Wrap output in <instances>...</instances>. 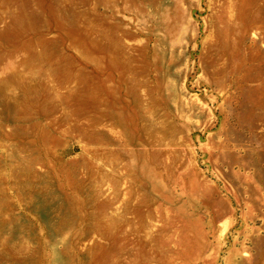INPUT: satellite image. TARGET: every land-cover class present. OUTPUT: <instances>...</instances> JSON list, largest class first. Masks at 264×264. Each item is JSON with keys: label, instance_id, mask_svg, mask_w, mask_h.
<instances>
[{"label": "rangeland", "instance_id": "rangeland-1", "mask_svg": "<svg viewBox=\"0 0 264 264\" xmlns=\"http://www.w3.org/2000/svg\"><path fill=\"white\" fill-rule=\"evenodd\" d=\"M0 264H264V0H0Z\"/></svg>", "mask_w": 264, "mask_h": 264}]
</instances>
